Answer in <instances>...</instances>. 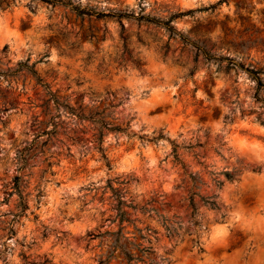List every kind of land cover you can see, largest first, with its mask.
I'll return each mask as SVG.
<instances>
[{
  "label": "rangeland",
  "instance_id": "1",
  "mask_svg": "<svg viewBox=\"0 0 264 264\" xmlns=\"http://www.w3.org/2000/svg\"><path fill=\"white\" fill-rule=\"evenodd\" d=\"M72 1L161 17L192 10L174 20L177 30L211 54L264 66V0ZM6 4L0 264H128L113 249L120 229L134 257L151 246L153 264H264V89L257 95L244 70L208 61L159 26L41 0ZM25 63L64 104L126 128L103 137L110 167L97 126L57 109ZM112 190L128 205L121 226ZM250 212L262 225L245 224Z\"/></svg>",
  "mask_w": 264,
  "mask_h": 264
},
{
  "label": "trees",
  "instance_id": "2",
  "mask_svg": "<svg viewBox=\"0 0 264 264\" xmlns=\"http://www.w3.org/2000/svg\"><path fill=\"white\" fill-rule=\"evenodd\" d=\"M46 3H50L53 5H62L65 7L70 8L76 15L78 16H88V17H94L96 19H103V18H112L116 20H122V19H133L140 23H147L152 24L155 26H159L161 28H164L169 34L174 35L178 37L183 43L189 44L193 46L198 53H201L205 59L208 61H214V62H226V66L229 69H240L244 70L246 73L249 74V76L256 82V94L258 95L259 92L264 89V66L261 65H253V64H244L240 61H236L234 58L231 57H222V56H216L214 54H211L204 46L201 44H198L194 40L190 39L188 36H186L181 31L177 30L176 26L173 24L174 20L183 18L187 15H190L193 11H175L170 12L166 17H161L157 15H151V14H142L141 12L137 15L134 14V12L127 11L126 9H108L105 10H97L96 8L92 7H81L78 3L73 2L72 0H41ZM226 0H220L217 4L210 6V8H215V6L221 4L222 2H225ZM7 0H0V9H4ZM26 70L35 78L37 84L42 86L50 95V98L53 100V102L56 104V108H63L65 110H68L70 114L77 117L79 120H88L91 123L95 124L97 126V132H96V142H97V148L99 149V152L101 153V159L106 163L107 166H111V161L109 160L107 153L102 149V142L103 137L107 132H115V133H121L125 132L126 128H122L119 125H115L109 121H106L105 115L103 112L96 111L94 114L91 115H85L84 114V108L82 104L78 105V107H73L68 104H64L61 102L56 95L49 90V86L47 83L43 81V79L38 75L36 70L34 69L33 65L29 66L25 63ZM258 100L264 103V99L258 96ZM224 176L226 180L231 181L233 176L232 174L226 172L224 173ZM19 178L16 179V185L18 186ZM217 186L222 185V181L220 180H214ZM113 196L116 201V211H117V217L119 218V226L124 221H128L126 218V213L123 210L124 207H127L128 205L123 201L122 198V192L120 190H112ZM18 195L20 198V206H25L24 198L21 194L20 186H18ZM193 195H196V193H193ZM203 203L208 205L212 209L218 208L217 203L215 200H211L209 198H202ZM190 205L192 208L191 216L192 218L196 217V205L191 198ZM121 229L115 233V243L113 244V249L115 251L116 248H120L121 252L125 256L128 264L131 262L139 261L145 264H153L154 262L150 259V256L153 254V250L151 246H147L143 248L140 252L142 253V256L134 257L126 246L123 244H120L121 240ZM112 251V253L114 252ZM147 260V261H145ZM49 260H44L43 264H49ZM100 264H109V257L105 259Z\"/></svg>",
  "mask_w": 264,
  "mask_h": 264
},
{
  "label": "bare ground",
  "instance_id": "3",
  "mask_svg": "<svg viewBox=\"0 0 264 264\" xmlns=\"http://www.w3.org/2000/svg\"><path fill=\"white\" fill-rule=\"evenodd\" d=\"M236 212L237 213H239L240 212V210H236ZM251 213V212H250ZM247 215V214H246ZM246 215H243L244 216V218H243V221L245 222V224L247 223V224H253V226H255V227H257V226H260V225H262V223H261V221H259L258 219H256V218H253L252 217V213L250 214L251 216H249V214L246 216ZM255 215V214H254ZM255 217H257L256 215H255ZM263 221V220H262ZM251 224V225H252ZM221 230V227L220 226H215L214 228H213V232L215 233V232H219ZM213 233V234H214ZM216 234V233H215Z\"/></svg>",
  "mask_w": 264,
  "mask_h": 264
}]
</instances>
